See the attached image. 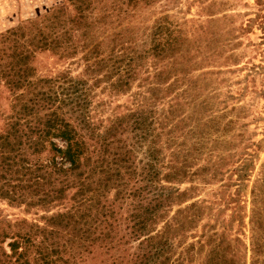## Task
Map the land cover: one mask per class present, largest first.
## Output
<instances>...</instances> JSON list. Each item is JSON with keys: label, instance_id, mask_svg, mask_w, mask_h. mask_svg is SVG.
I'll list each match as a JSON object with an SVG mask.
<instances>
[{"label": "rangeland", "instance_id": "obj_1", "mask_svg": "<svg viewBox=\"0 0 264 264\" xmlns=\"http://www.w3.org/2000/svg\"><path fill=\"white\" fill-rule=\"evenodd\" d=\"M86 1L91 4L83 12L86 18L90 16L96 21L101 16L90 29V38L82 36L83 27L71 31L75 43L71 51L38 49L32 58L29 78L38 81V89L47 91L53 87L61 95L62 88H69L73 83L81 82L79 88L85 85L89 93L87 111L93 114L99 133L109 125L108 118L116 114L152 108L155 111L153 127L161 133L157 138L161 161L155 162L160 172L157 183L169 187L173 197L162 206V216L150 230L161 228L163 220L179 208L194 203L196 209H201V216L184 230L181 240L182 245L195 243L194 260L188 264H203L204 254L213 244H208V237L213 235L215 239V230L223 234L224 244L231 243L239 263L251 264L252 243L257 235L264 238V0H84V3ZM59 8L69 17L78 14L73 0H0V35ZM92 48L95 54L90 62L95 57L110 56L111 52L114 56H125L145 50L167 51L144 55L135 62L131 77L123 76L119 81L122 72L112 71L108 62L88 66L84 54ZM179 51L191 52L197 59L191 66L185 64L187 69L183 72L170 68ZM194 60L192 58L191 62ZM173 66L179 67L175 63ZM165 68L170 70L160 79L154 76L158 69ZM192 81L197 82L198 90H192L189 84ZM149 90L156 97L152 98ZM16 91H24V88ZM189 93H195L197 99ZM6 96L10 94L1 83L0 111L10 110ZM200 100L206 102L197 106ZM170 106H174L172 112ZM169 112V117L163 118ZM175 124L177 130L166 135ZM190 128L194 134L190 133ZM120 131L115 138L127 143L134 141V132L129 128L124 133ZM168 138L172 139L169 146L165 143ZM55 140L62 144L60 139ZM94 143L95 140L88 139L89 146ZM148 147L146 140L136 145L130 155L129 163L138 173L132 175L130 181L135 188L146 183L139 173L147 160ZM187 152L190 156L185 163L182 160ZM46 154L47 151L41 155L44 158ZM172 154L187 173L167 178L166 163L173 158ZM214 164L218 166L216 174ZM3 183L4 179L0 178V186ZM114 186L110 185L105 191L112 201L113 195L121 189ZM6 188H0V220L4 225L25 220L43 225L42 216L63 208L56 202L41 203L36 197H14L12 192H5ZM73 191L63 193L62 202L66 205L71 202ZM153 194L138 192L135 198L114 200L117 214L111 222L115 226V237L110 250L95 264H111L113 257L120 253L122 259L117 261L131 264L133 255L143 252L145 244L129 236L127 224L131 222L125 217L144 203L140 198ZM122 235L121 244L117 246ZM178 237L174 236L176 243ZM8 241L4 246L10 250ZM201 242L203 247H200ZM261 250L260 258H264V239ZM5 264H9L8 260Z\"/></svg>", "mask_w": 264, "mask_h": 264}, {"label": "trees", "instance_id": "obj_2", "mask_svg": "<svg viewBox=\"0 0 264 264\" xmlns=\"http://www.w3.org/2000/svg\"><path fill=\"white\" fill-rule=\"evenodd\" d=\"M73 2L78 12L73 17L67 16L62 8L54 9L38 20H30L0 35V84L3 83L10 94L6 96L9 98L10 110L0 111V178L4 179L0 188L4 189L7 185L9 188L5 192H12L14 197H36L41 203L56 202L63 207L55 213L42 216L45 222L43 225L27 220L19 223L9 221L4 225L0 220V264H5L6 260L9 264L97 263L110 250L115 237V226L111 222V219H116L117 214L114 200L135 198L138 192L154 194L140 198L144 203L136 206L125 217L131 222L127 224L129 236L139 238L140 243L145 244L142 246L143 252L133 255L130 263H192L195 243L184 242L182 245L181 240L184 230L201 216V209H196L194 203L179 208L168 219L163 220L161 228L150 230L151 225L162 216V206L173 197V191L169 187L157 183L160 172L155 162L161 161V149L157 148V138L161 133L157 131L158 128L153 127L155 111L149 107H140L138 111L129 109V114H116L108 118L109 125L99 133L93 114L87 111L89 93L85 85L79 88L81 82L73 83L69 88H62L61 95L53 87H49L47 91L38 89V81L29 78L33 67L32 58L38 49L56 51L62 48L63 52L71 51L75 44L71 31L83 27L85 30L81 33L82 36L85 39L90 38V29L101 16L96 21L90 16L86 18L83 12L91 4L87 1L84 3V0ZM165 52L145 50L143 53L135 52L125 56H114L111 52L110 56L95 57L90 62L91 56L95 54V49L92 48L85 52L84 57L89 67L108 62L107 65L112 71L117 74L122 72L118 77L121 81L123 76L126 79L131 77L135 62L144 55ZM192 58H195L193 62ZM196 60L195 54L179 51V56L173 59L170 68L183 72V69H187L184 68L185 64L191 66ZM174 63L179 67L173 66ZM170 68L158 69L154 76L160 79ZM38 80L48 81L41 78ZM189 84L193 91L199 89L197 82L192 81ZM18 88H24V91H16ZM149 92L152 98L156 97L152 90ZM189 96L197 99L195 93H189ZM204 102L206 100L198 101L197 106ZM173 107L170 106L171 112ZM171 112L164 114L163 118H168ZM176 124L165 134L172 135L177 130ZM197 126L198 124L193 129ZM128 128L134 132V141L127 143L121 138H115L117 131L124 133ZM160 128L164 129L163 126ZM190 129V133L194 134L193 129ZM155 133L157 134L154 136ZM88 139L95 140V143L89 146ZM169 139L172 140L168 138L165 142L168 146ZM146 140L149 143L146 150L147 160L139 173L146 183L143 187L135 188L130 181L132 175L138 173L132 163H129L130 155L136 145H141ZM45 151L48 154L43 158L41 154ZM189 156L190 153L187 152L182 162L186 163ZM171 157L173 158L166 163L169 171L165 177L175 178L187 173L176 160L175 154ZM213 172H218L215 164ZM112 184L115 188H121L118 194L113 195V201L105 194ZM71 189H74L71 202L66 205L62 202L65 199L63 193ZM12 227L18 229L11 231ZM257 227L260 229L259 223ZM215 232V239H212L213 235L208 237V244H213L205 252L203 264H243L236 259V250L231 247V243L224 244L223 234L219 235L216 230ZM141 234L144 235L142 238L139 237ZM257 234H260L258 229ZM175 235L179 236L177 243ZM8 238L12 240L8 241ZM122 238L123 235L118 239L117 246L121 244ZM263 239L257 235L252 243L251 264H264V258H260ZM6 241L10 250L4 246ZM203 246L204 243L201 242L200 247ZM175 247H180V250L176 251ZM119 259H122L121 253L113 257L111 264H121L117 261Z\"/></svg>", "mask_w": 264, "mask_h": 264}]
</instances>
